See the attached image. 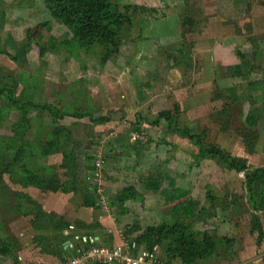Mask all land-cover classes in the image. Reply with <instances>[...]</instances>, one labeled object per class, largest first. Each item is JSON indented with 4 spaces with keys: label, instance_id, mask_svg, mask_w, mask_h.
I'll return each mask as SVG.
<instances>
[{
    "label": "rangeland",
    "instance_id": "1",
    "mask_svg": "<svg viewBox=\"0 0 264 264\" xmlns=\"http://www.w3.org/2000/svg\"><path fill=\"white\" fill-rule=\"evenodd\" d=\"M134 1L158 11L103 60L45 0H0V264H63L66 239L99 234L187 264L145 242L167 225L205 251L188 264H264V0Z\"/></svg>",
    "mask_w": 264,
    "mask_h": 264
},
{
    "label": "trees",
    "instance_id": "2",
    "mask_svg": "<svg viewBox=\"0 0 264 264\" xmlns=\"http://www.w3.org/2000/svg\"><path fill=\"white\" fill-rule=\"evenodd\" d=\"M45 2L52 16L71 29L80 48L87 53L100 50L103 60H108L119 52L123 32L126 27L134 23V16L137 13L142 16L147 13H157L156 9L139 5H126L122 9L117 0H45ZM130 9H133L134 12H130ZM180 54L187 55L184 50ZM182 55L181 59L177 58L173 67L182 69L185 65ZM263 174L264 170H259L255 173V177H261ZM150 186L152 189H159L158 182H153ZM161 193L170 208L172 218L178 220L181 216L190 217L193 215V203L189 200L188 192L184 188L170 187L162 190ZM160 229L158 234V229H148L144 236L145 242L149 243L150 240H154L155 243H164L169 239L168 254L174 258H180L187 264L205 255V251H200L202 246L199 243L190 241L189 238L181 240V238L175 237L174 234L182 231L177 225L173 227L167 225ZM67 240L69 239H66L62 244L64 257H67V251L64 249ZM206 245L211 251L215 249L214 243L209 239L206 241Z\"/></svg>",
    "mask_w": 264,
    "mask_h": 264
},
{
    "label": "built area",
    "instance_id": "3",
    "mask_svg": "<svg viewBox=\"0 0 264 264\" xmlns=\"http://www.w3.org/2000/svg\"><path fill=\"white\" fill-rule=\"evenodd\" d=\"M95 167L98 171L97 178H103V161L97 159ZM135 245L123 239L122 243L113 247L99 245L94 236L84 237L75 245L72 242L65 244L66 250L75 253L74 257H66L63 264H160L158 256L153 253L141 251L133 253Z\"/></svg>",
    "mask_w": 264,
    "mask_h": 264
},
{
    "label": "crops",
    "instance_id": "4",
    "mask_svg": "<svg viewBox=\"0 0 264 264\" xmlns=\"http://www.w3.org/2000/svg\"><path fill=\"white\" fill-rule=\"evenodd\" d=\"M134 5H139V6H145V7H147V8H150V9H156L157 10V8H156V5L155 4H150V3H148V4H143V3H141V2H138V1H134ZM158 11V10H157ZM147 15L148 16H155L156 15V13L155 14H152V15H150L149 13H147V14H144L143 16L144 17H147ZM140 16H142V15H140ZM142 16V17H143ZM151 23V22H150ZM147 25H149V24H147ZM158 25H159V28H160V33H159V37H160V40H162V38L163 37H165L166 36V34H163V31L165 30V28H163V26H165V24H161V23H158ZM164 33H165V31H164ZM146 36H144L143 35V37H144V39H143V41L142 42H144V43H148V41H147V39H149V37H148V35H150L149 34V32H146ZM151 36V35H150ZM141 39V38H140ZM150 40V39H149ZM150 41H152V40H150ZM149 44V43H148ZM150 46V45H149ZM155 55H153L152 57H154ZM174 68H176V67H174ZM177 69L178 70H180L178 67H177ZM100 219H102V218H100ZM119 236V235H118ZM87 237H90V236H87ZM96 239H97V242H98V244L99 245H103V246H106V245H104L105 243H104V237H103V235H96V236H94ZM67 242H72V243H75L72 239H69V240H67L66 242H65V244L67 243ZM114 242H115V245H119L120 243H118V242H121L120 241V239L119 238H117V240L116 239H114ZM77 244H78V241L76 242ZM114 245V246H115ZM64 249H65V246H64ZM66 250V249H65ZM67 251V254L69 255V252L71 251V250H66ZM73 252V251H72ZM74 253V252H73ZM75 254V253H74Z\"/></svg>",
    "mask_w": 264,
    "mask_h": 264
}]
</instances>
